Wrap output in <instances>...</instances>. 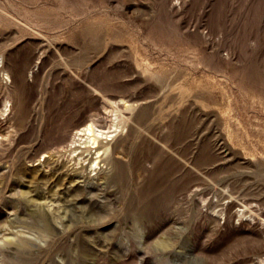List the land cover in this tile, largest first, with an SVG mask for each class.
Returning <instances> with one entry per match:
<instances>
[{
  "label": "rangeland",
  "instance_id": "obj_1",
  "mask_svg": "<svg viewBox=\"0 0 264 264\" xmlns=\"http://www.w3.org/2000/svg\"><path fill=\"white\" fill-rule=\"evenodd\" d=\"M103 97L123 162L159 157L123 188L41 153ZM0 264H264V0H0Z\"/></svg>",
  "mask_w": 264,
  "mask_h": 264
},
{
  "label": "bare ground",
  "instance_id": "obj_2",
  "mask_svg": "<svg viewBox=\"0 0 264 264\" xmlns=\"http://www.w3.org/2000/svg\"><path fill=\"white\" fill-rule=\"evenodd\" d=\"M103 98L105 102L109 104V106H111L114 112L113 118L111 117L110 119H108V117L99 110L95 112L90 111L89 113H86L85 115L82 116H81V110L79 109L76 110L75 112L62 114V116L59 119V131L61 132L58 134L57 138H54V140L51 141L50 145L46 146L45 148L44 147L41 148L43 150L41 151V153L43 154L50 152V150L52 149H56L58 151H64L63 155H66L65 157L69 161H73V163L78 166L89 165L91 172L103 170L104 168L110 165L113 168L112 171L113 173L109 177V183L112 184L113 186L123 188L128 180L127 165L129 166L134 162L133 167L137 166L135 168H138L137 174L139 177L142 173L140 171L143 170L146 171L147 163L156 164L157 161L159 160V157L158 154L157 156L156 155L148 156L146 159H142V160L137 157L132 161V163L130 162L127 165L123 162L121 157L126 156L127 148L123 147L121 149L119 147V143L112 145L113 143L112 141L120 133L121 134L123 133L126 127V122H128L129 118L123 114V112L120 110L119 106L117 105L116 101L108 100L105 97ZM130 107L131 106L129 107L126 106L127 109H129ZM6 108L8 109V106H6ZM146 113H147V109L144 108L136 118V121L140 124V126L141 123L146 119ZM24 120L25 117L21 116L17 122V125L20 129H23L25 127ZM106 123L107 125H105ZM142 126H144V124ZM106 129H108V131H106ZM34 180L37 181L38 179L34 178ZM59 182L60 180L58 181V183ZM77 192H80V190H77ZM26 195L27 193H22V196L24 198L26 197ZM78 195L79 194L77 193L74 194V196H78ZM142 198H143L142 202L138 204V206L135 208L136 210L135 213H137L139 218L143 219L144 221L150 222L152 219L157 217V209L159 208L158 207L159 203L156 201L155 198L152 197L143 196ZM92 200H90V203H88V205H92L91 208L92 211L96 212L95 210L96 208L94 207V204H92L94 200L93 201ZM105 217L100 215V211H99L97 212V218L95 219V221L97 223L103 224L107 219V218L105 219ZM32 218L35 219L37 223L38 222L39 224L42 223L41 226L43 227V231H47V232L54 231V228H52V224L50 222L48 214L43 213L37 215L35 213L32 214ZM37 227L39 228V225ZM66 228H67V232L70 234H73L74 231H76V226L73 223L68 224ZM62 242H63L62 237L58 239L54 238V240L51 243L50 250H47L45 252L49 254L52 253V250L54 248L58 250L59 248H61ZM27 244L28 242L26 240L22 239L19 241V246L21 248L25 247V245ZM164 244H165L164 242L161 243L162 246H165Z\"/></svg>",
  "mask_w": 264,
  "mask_h": 264
}]
</instances>
